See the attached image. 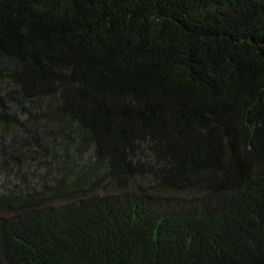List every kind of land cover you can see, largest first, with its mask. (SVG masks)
Masks as SVG:
<instances>
[{
    "label": "trees",
    "instance_id": "trees-1",
    "mask_svg": "<svg viewBox=\"0 0 264 264\" xmlns=\"http://www.w3.org/2000/svg\"><path fill=\"white\" fill-rule=\"evenodd\" d=\"M0 179V264H264V0H0Z\"/></svg>",
    "mask_w": 264,
    "mask_h": 264
},
{
    "label": "rangeland",
    "instance_id": "rangeland-1",
    "mask_svg": "<svg viewBox=\"0 0 264 264\" xmlns=\"http://www.w3.org/2000/svg\"><path fill=\"white\" fill-rule=\"evenodd\" d=\"M34 164V163H33ZM24 168H26L28 171H29V174H31L32 172H33V166H31L29 163H26V165L25 166H23ZM6 183H7V180H4V181H1V179H0V185H3V184H5L6 185ZM12 185H14V186H17V183L16 182H13L12 183ZM36 185V180L35 179H32V180H30L29 178H28V182H27V188H32L33 186H35ZM17 188L19 189V186H17ZM158 194V193H157ZM162 194V193H161ZM165 194V193H164ZM182 194L183 193H180V194H178V195H181L182 196ZM194 194H195V192H194Z\"/></svg>",
    "mask_w": 264,
    "mask_h": 264
}]
</instances>
